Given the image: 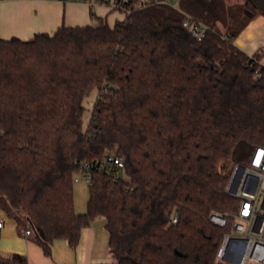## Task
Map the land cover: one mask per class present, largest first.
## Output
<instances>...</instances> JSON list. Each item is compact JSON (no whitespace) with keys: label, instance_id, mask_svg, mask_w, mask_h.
<instances>
[{"label":"trees","instance_id":"16d2710c","mask_svg":"<svg viewBox=\"0 0 264 264\" xmlns=\"http://www.w3.org/2000/svg\"><path fill=\"white\" fill-rule=\"evenodd\" d=\"M119 1L130 14L113 27L0 37V211L20 231L30 225L48 258L104 218L113 264H219L232 219L221 228L210 216L238 212L233 150L264 147V49L251 57L234 44L264 17V0ZM185 14L207 26L201 42ZM112 154L124 178L101 168ZM0 264L29 263L13 254Z\"/></svg>","mask_w":264,"mask_h":264},{"label":"crops","instance_id":"0c3cea01","mask_svg":"<svg viewBox=\"0 0 264 264\" xmlns=\"http://www.w3.org/2000/svg\"><path fill=\"white\" fill-rule=\"evenodd\" d=\"M125 18L123 12L114 10L108 4L93 5L89 1L3 0L0 1V37L29 41L40 33L53 35L63 26L107 24L113 27ZM234 44L251 57L264 49V17L252 21ZM260 64L264 67V55ZM0 217L5 219L0 230V258L18 254L25 256L29 264H113L104 218H99L98 222L83 230L76 249L70 248L66 241H57L52 258H48L36 241L22 236L14 220L2 211Z\"/></svg>","mask_w":264,"mask_h":264},{"label":"built area","instance_id":"2783aa9c","mask_svg":"<svg viewBox=\"0 0 264 264\" xmlns=\"http://www.w3.org/2000/svg\"><path fill=\"white\" fill-rule=\"evenodd\" d=\"M3 1V0H0ZM67 2L70 0H54ZM89 1L90 3L108 4L114 10H120L126 16L130 11L119 0H73ZM172 2L174 7L181 0H163ZM145 0H137L139 7ZM183 27L198 42L207 35L208 28L193 16L185 14ZM262 77V74H258ZM124 159L118 154H112L102 164L101 168L111 175L119 177ZM88 168V166H85ZM83 178L92 184L88 170L82 172ZM79 180L76 179V182ZM227 192L239 199L238 212L234 215L213 213L210 222L218 227L230 226L229 232L223 236V241L217 252L219 264H264V147H255L249 159L243 164L234 163ZM175 222L177 219L174 220ZM5 219L0 217V230L4 227ZM22 236L36 241V233L30 225L22 230Z\"/></svg>","mask_w":264,"mask_h":264},{"label":"rangeland","instance_id":"374dc122","mask_svg":"<svg viewBox=\"0 0 264 264\" xmlns=\"http://www.w3.org/2000/svg\"><path fill=\"white\" fill-rule=\"evenodd\" d=\"M234 1H237V0H234ZM95 100H96V94L89 97L85 101L86 111H85L84 116H83V121H84L83 127L85 130L88 127V122L90 120V116L92 113V109H93ZM119 176L122 178L125 177L124 172L122 170H120ZM75 178L79 180L78 182L74 183L75 208H76L77 213L82 211L79 214H84L87 211L88 201L90 198V185H89L88 181L83 178L82 173H77ZM95 222H98V219Z\"/></svg>","mask_w":264,"mask_h":264},{"label":"water","instance_id":"95a60500","mask_svg":"<svg viewBox=\"0 0 264 264\" xmlns=\"http://www.w3.org/2000/svg\"><path fill=\"white\" fill-rule=\"evenodd\" d=\"M255 146L246 141H240L233 150L232 160L236 164H243L251 156Z\"/></svg>","mask_w":264,"mask_h":264}]
</instances>
